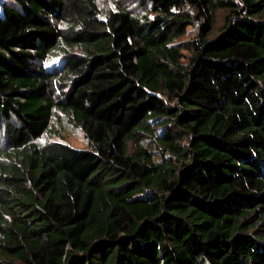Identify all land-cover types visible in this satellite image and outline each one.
<instances>
[{
  "label": "trees",
  "instance_id": "obj_1",
  "mask_svg": "<svg viewBox=\"0 0 264 264\" xmlns=\"http://www.w3.org/2000/svg\"><path fill=\"white\" fill-rule=\"evenodd\" d=\"M140 3L0 0V264H264V0Z\"/></svg>",
  "mask_w": 264,
  "mask_h": 264
},
{
  "label": "rangeland",
  "instance_id": "obj_2",
  "mask_svg": "<svg viewBox=\"0 0 264 264\" xmlns=\"http://www.w3.org/2000/svg\"><path fill=\"white\" fill-rule=\"evenodd\" d=\"M98 1L102 16H104L105 13L110 10H115L117 8V5H122L124 7H135L136 9H139L138 11H141L140 5H142L140 3L142 0H98ZM227 13L228 12L226 10L219 9V11L217 12V19H216L217 28H220L222 26L224 18ZM196 30H197L196 25L193 24L189 26L188 34L182 36L181 38H178V40L192 39L196 34ZM45 66L52 74H55L54 78L51 81V88L54 89V91L61 92L60 72L63 67V60L61 59L60 56L53 55L49 58L47 63H45ZM53 141H61L78 149L89 148L88 140L81 127L78 126L69 115L60 111L55 112L50 129L39 140V143L41 145H45ZM146 147L149 148V145L146 144ZM137 196L138 194H133V195L125 196L124 198H126L127 200H131Z\"/></svg>",
  "mask_w": 264,
  "mask_h": 264
}]
</instances>
